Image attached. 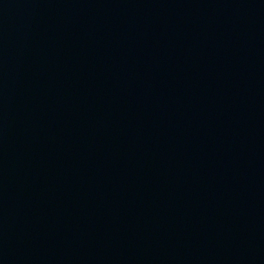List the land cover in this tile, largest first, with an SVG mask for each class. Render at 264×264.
I'll use <instances>...</instances> for the list:
<instances>
[{"label": "water", "instance_id": "water-1", "mask_svg": "<svg viewBox=\"0 0 264 264\" xmlns=\"http://www.w3.org/2000/svg\"><path fill=\"white\" fill-rule=\"evenodd\" d=\"M0 123L95 264H264V0H0Z\"/></svg>", "mask_w": 264, "mask_h": 264}]
</instances>
